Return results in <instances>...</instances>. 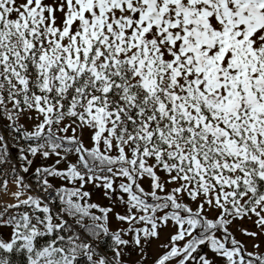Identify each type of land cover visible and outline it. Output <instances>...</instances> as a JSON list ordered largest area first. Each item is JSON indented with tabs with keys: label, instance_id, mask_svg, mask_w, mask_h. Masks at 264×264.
Segmentation results:
<instances>
[{
	"label": "snow or ice",
	"instance_id": "6c2138e0",
	"mask_svg": "<svg viewBox=\"0 0 264 264\" xmlns=\"http://www.w3.org/2000/svg\"><path fill=\"white\" fill-rule=\"evenodd\" d=\"M37 155L66 168L37 167L31 195ZM9 180L0 264H126L128 249L143 264L170 226L153 264H264L230 231L264 236V0H0V192Z\"/></svg>",
	"mask_w": 264,
	"mask_h": 264
},
{
	"label": "rangeland",
	"instance_id": "374dc122",
	"mask_svg": "<svg viewBox=\"0 0 264 264\" xmlns=\"http://www.w3.org/2000/svg\"><path fill=\"white\" fill-rule=\"evenodd\" d=\"M6 122L7 121L5 120L4 123H6ZM25 126L28 128V130H31L32 124L29 121V122L25 123ZM4 134L6 136L8 135L7 133H4ZM9 141H10L9 146L11 147V137H9ZM20 143H22V142H20ZM16 154H17V150L15 148H13L12 149V155L14 158L16 157ZM28 158L33 161L32 165L29 166V169H31V170H35L37 167H48V166L55 165V161L57 159V157L54 155L50 156L47 159L43 158L40 155H37L36 157L29 156ZM67 160H68V162L74 163L76 161V156L75 155H69ZM13 162L16 163L17 166H19V161L14 160ZM55 166L59 169H65L66 168V162L61 161V163L59 165H55ZM5 167L7 168L8 165H5ZM5 170H8V168ZM21 175L24 176V178L26 177L27 179H25V181L32 185L33 191L31 193H28V194L36 195L37 192L35 190L36 189L35 180L27 177L26 173H21ZM28 178L30 179V181L28 180ZM49 180L54 185V187H60L61 186V187L72 188L74 186H77V187L79 186L78 184L73 185V184H70L67 181L61 180L59 178L49 177ZM117 183H119V181H117ZM59 184H61V185H59ZM144 186L147 189L148 185L146 182L144 183ZM16 190L17 189H16L15 184L12 183L11 180H9L8 194H4V193L0 192V205L15 203V200L12 198L11 193L15 192ZM83 190L90 192V198H86V199H89L90 203H96L101 207H112L114 212L123 213L124 206L119 204V203H113L112 200H109L108 198H106L103 194L104 189L102 187L96 188L93 185L88 184V185H85ZM117 195H119V193H117ZM23 198H25V197H21V199H23ZM115 198L116 197L114 196L113 200H115ZM192 206L195 207V205H192ZM58 208H59V201L57 200L55 202V205H54V210H58ZM0 210H2V209H0ZM92 211L94 214L100 215V213L97 209H93ZM212 215H215V213H213ZM109 216H110V228L112 230L119 229L122 226L120 224V222L117 221L111 213L109 214ZM65 219H67L66 216H65ZM123 226L126 227V225H123ZM238 227L247 228L249 231H255L256 230L255 226L251 223V221H248L246 219L242 222L238 221L231 226L230 231H232L233 235L235 236V238L237 240L242 241V243L246 246L247 251H249V252L264 251V236L259 237V239L253 240L252 238L247 237V236L243 235L241 232H239L237 230ZM11 232H12V228L10 226L0 227V239H3L5 241L10 242ZM170 232H174V229H172L171 226L166 230H162L160 240H153L152 241V243L147 248L146 259L143 260V264H153L154 260L156 258H158L159 255L162 254L163 249L160 248V245L162 243L167 242L168 235ZM253 244H259L260 245L259 250L254 249ZM205 251H207V249H205ZM127 252L130 253V255L126 254L124 257L126 264H135V262L140 259L138 251L133 250V249H128Z\"/></svg>",
	"mask_w": 264,
	"mask_h": 264
},
{
	"label": "trees",
	"instance_id": "16d2710c",
	"mask_svg": "<svg viewBox=\"0 0 264 264\" xmlns=\"http://www.w3.org/2000/svg\"><path fill=\"white\" fill-rule=\"evenodd\" d=\"M21 142L23 143V141H21ZM29 170H30L29 173H26L27 177L32 178V174L35 172V170H31V169H29ZM33 180H35V179H33ZM59 185H61V184H59ZM67 219H71V218L67 217ZM86 222H89V221H86ZM46 239L47 238H41V241H40L41 244H43ZM108 254H110V253H108ZM8 255H9V259L11 261V264H26V256L24 255L23 252H21L19 254L11 253V254H8ZM81 264H86V262L82 259L81 260Z\"/></svg>",
	"mask_w": 264,
	"mask_h": 264
},
{
	"label": "built area",
	"instance_id": "2783aa9c",
	"mask_svg": "<svg viewBox=\"0 0 264 264\" xmlns=\"http://www.w3.org/2000/svg\"><path fill=\"white\" fill-rule=\"evenodd\" d=\"M5 167V166H4ZM11 167H12V165L10 164V165H8V170H10L11 169ZM6 167H5V169H7ZM24 179H27L26 177L24 178ZM31 179V178H30ZM30 179L28 178V180L30 181Z\"/></svg>",
	"mask_w": 264,
	"mask_h": 264
}]
</instances>
